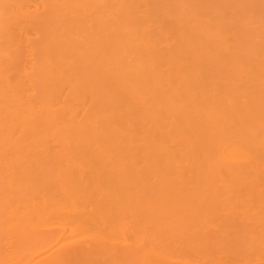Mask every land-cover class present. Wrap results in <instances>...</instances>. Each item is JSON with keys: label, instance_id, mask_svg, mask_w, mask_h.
Returning a JSON list of instances; mask_svg holds the SVG:
<instances>
[{"label": "bare ground", "instance_id": "bare-ground-1", "mask_svg": "<svg viewBox=\"0 0 264 264\" xmlns=\"http://www.w3.org/2000/svg\"><path fill=\"white\" fill-rule=\"evenodd\" d=\"M0 264H264V0H0Z\"/></svg>", "mask_w": 264, "mask_h": 264}]
</instances>
